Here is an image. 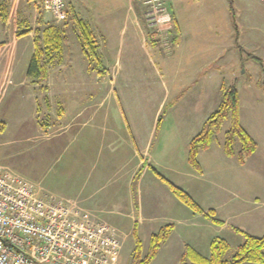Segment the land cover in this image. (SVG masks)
<instances>
[{
  "label": "rangeland",
  "instance_id": "rangeland-1",
  "mask_svg": "<svg viewBox=\"0 0 264 264\" xmlns=\"http://www.w3.org/2000/svg\"><path fill=\"white\" fill-rule=\"evenodd\" d=\"M0 2L8 9L5 12L7 19L19 33L26 29L34 31L39 18L42 20V30L51 27L61 33L62 51L57 54L61 56L50 66V74L55 73L61 66L64 74L74 68L79 72L76 76L84 78L88 64L80 43V38H84V28L91 35L101 60V65L97 64L99 68L95 70L103 75V79L97 81L95 70L90 71L88 68V72H92L89 75L94 80L87 76L86 82L82 83L77 78V83L72 82L71 78L67 79L70 83L61 85L48 83L47 80L42 85H34L27 78V84L16 87H23L21 93L27 91L26 98L21 94L14 101V96L10 98V95L5 100H0V166L35 185L41 183L43 187L57 194L64 190H81L83 181L75 171L82 172L93 168L91 172L94 176L100 175L102 180V193L89 203L91 205L85 206L108 210L102 218L124 234L120 264H130L135 247V228L143 244V256L148 252L152 233H156L165 224H173L175 228L151 264H182L181 258L187 245L208 257L214 238L227 241L228 260L244 242L245 233L256 237L264 234V194L255 182L264 179V101L259 103L261 120L254 125V129L260 132L256 134L259 140L258 143L255 141L257 153H253L251 159H246L242 164L238 161L241 165L246 163V166L242 169L235 167L233 173H230L226 165H213L210 156L202 154L198 161L203 165V177L188 162V141L199 133L201 121H206L211 115L208 114L213 109V103H205L204 108L199 111L200 117H194L189 112L187 114L190 115H185L183 98L172 108L173 111L168 110L165 114L160 110L165 106L163 103H168L165 99L171 89V85L167 86L170 75L174 73L171 79L176 83L180 80L178 73L183 72L180 64L201 61L204 53L209 52L211 56L214 48L222 44L214 34L215 29L221 25L224 15V7L221 6L226 0H181L179 6L182 31L184 29L183 52L179 57L176 56L178 58H171L169 61L163 58L168 56L167 50L171 48L169 40H164L167 38L159 35L157 46L151 43L149 37L156 29L152 20L146 16L143 4L138 0H65L68 10V19L65 22L54 20L43 9L40 0ZM234 2L241 35L240 44L245 45V40L248 43L252 41L253 45L254 41L259 44L260 31L264 28V0ZM31 38L33 41V34ZM224 40L228 42L229 37ZM230 41L232 43V39ZM87 49L90 51L89 46ZM251 53L264 60V50ZM231 55L233 56L232 53ZM166 64H170L168 70L165 68ZM229 69L230 76L238 80L236 85L246 108L244 124H247L250 119L247 111L254 104L251 100L252 93L264 94V72H260V67L254 61H245L244 65H238V57L235 62H230ZM159 71H163L164 77ZM181 87L183 86L180 84L173 85V92L181 90ZM15 90L20 93L18 89ZM49 92L54 94L51 100L46 97ZM97 93L108 94L106 105L96 110L97 116H102L103 121V116L106 117V123L100 125V121L94 118L91 125L79 127L81 119L72 118L80 111H84L82 115H85L98 108L96 105L99 106L101 99ZM90 94L91 99L88 98ZM16 103H23L22 108L13 106ZM184 104L189 105V101ZM123 113L127 116L134 137L140 138L139 147L148 145L146 167L152 166L141 174L137 188L140 213L132 211L127 214L125 205L119 208L110 202L111 192H114L116 186L113 184L123 182V193L129 191L126 180L128 166L123 167L126 161L122 156L117 157L118 152L122 153L120 148L125 145L120 142L123 136L121 124L126 125L125 120L121 123L120 115L124 117ZM163 114L160 127L156 130L159 116ZM22 119H26L32 141H1L17 139L15 130ZM252 119L254 121V117ZM260 123L263 126L261 129ZM6 128L9 131L4 133ZM229 128L230 121L227 120L221 132L214 136L215 147L223 148L225 133ZM100 138L104 140L103 143ZM106 142L118 147L112 148ZM234 148L237 154L241 148L238 140ZM84 156L92 157L93 163H68L69 159L75 160ZM129 163L133 162L127 158V164ZM258 165L261 166L260 175L259 172L257 175L254 173ZM160 176L187 192L202 208L203 213H195L181 202ZM48 195L61 198L52 193ZM95 201L98 204H94ZM210 210H214V213H210ZM117 211L120 214L113 213ZM135 218L140 220L135 222ZM133 219L135 220L132 221ZM213 220H219L221 224H216Z\"/></svg>",
  "mask_w": 264,
  "mask_h": 264
},
{
  "label": "crops",
  "instance_id": "crops-1",
  "mask_svg": "<svg viewBox=\"0 0 264 264\" xmlns=\"http://www.w3.org/2000/svg\"><path fill=\"white\" fill-rule=\"evenodd\" d=\"M167 1L169 3L170 10H171V12L175 18L176 31L172 35L167 37L166 35L164 36V35L159 34L157 32L155 25L152 23L156 29L155 30L156 32L152 33L151 34L152 36L150 35L149 40L151 41V43H153L156 46L159 43V40L157 39V37H159V35L164 37V38H167L164 40H169L171 48L169 50H167L166 54L168 56L163 57L165 60L168 59V61H169L171 58H175L176 56L179 57L180 54H182V52H183L182 48H183V44H184V29L182 31V23H180V21L182 20L181 16H180V6H179L181 4V0H167ZM0 5L5 10V12L8 10L1 2H0ZM222 7H224L223 19L221 20V18H220V20L222 21L221 25L215 29L216 34H214L217 41H221L222 44H220V45L216 46V48H214V51L211 54V56L209 55V52H206L208 54V56H206V53H204L201 61H197L196 63H190V64H188V63L180 64V68L183 67V72L181 71L178 73V76L180 77V80L178 83H176L175 81H173L171 79V77L173 76L174 73H172L170 75V80L167 83V86L171 85V89H169V94L167 93L168 97H167V99H165V101H168V103L167 104L163 103L165 106L162 109L160 108V110H162L161 112H168V110H170V112L173 111L172 108L183 98V100H184L183 101V111H184L185 115L191 114V115H194V117H200L199 116V114H201L199 112V111H201L200 109L204 108L205 103L208 104V102L213 103V109L211 111V113H212L215 111V109L222 102V99H223L222 85L226 84L227 86H230L234 83V80H236L235 79L236 77L233 78L230 76L229 65H230L231 61L232 62L236 61V57H238V65H241V61L239 58V54H237V49L235 48V28H234V24L232 22L231 13H230V6H229L228 0H226V2H224V4L221 6V8ZM7 18H8V16L6 15V20L4 22L0 17V44H1L0 45V100L3 101L7 98L8 95H10L9 96L10 98H12L14 96V99H13V101H14L17 98L21 97V94H22V96H25V98L27 96L26 90L23 89L25 93H21L22 92L21 89L23 87H21V89L16 88V87L18 85H25L28 82V79H27V78H29L28 77V68H29V65H30V62H31V59H32V56L34 53V40L32 41V38H31L33 33L20 36L19 31H16L15 26L13 24H11L10 20ZM152 37H153V40H152ZM225 37H227V38L229 37L228 42H225V40H224ZM231 39H232V43L230 41ZM244 42H245V45H242V44L241 45L244 48H247L248 51L250 50L251 52H255V53H257V52L260 53V50L263 51L264 50V28H261V31H260L259 44L258 43L255 44V41H254V45L251 44L252 41L250 43H248L245 40ZM240 43H241V35H240ZM232 50H234V51L231 52ZM231 53L233 54V56L231 55ZM260 54H262V52ZM58 56H61V55L53 54V56H52L53 61L50 62V64H49L48 77H47L48 83L61 85V84H65L66 82L70 83V81H67V79H71V78L73 79L72 82L78 83V80H77V78H78L79 80L81 79L82 83H83V82L87 81V76L91 77L89 74H91L92 72H90V73L88 72L89 62L87 64V68H86L84 78L83 77L81 78L80 76L77 77L76 75H78L79 72H76V70L74 68H73V71L68 70V72L66 74H64V72H62L61 66H59L58 68L56 67L57 68L56 72L53 74H50V71H49L50 66L53 65V62L55 61L56 58H58ZM22 57H23V61H22ZM178 57H176V58H178ZM169 65H167V64L165 65V68H167V70H168V68H170ZM161 67L163 68V66H161ZM22 70H23V73H22ZM53 70H55V68ZM89 70H90V68H89ZM90 71H92V70H90ZM159 72L162 73L163 75H161V76L164 77L163 71L162 72L159 71ZM260 72H261V69H260ZM95 73H96V77H97L95 79H98L97 81H99V79H103L102 72L95 70ZM244 73H246V70H244ZM17 74H18L19 78L16 76ZM92 80H94V78H92ZM235 82L237 83L238 80H236ZM178 84H180V86H183V87H181V90H177V91L173 92V85L175 86ZM248 85H250V82H248ZM15 89H18V91L20 93H16ZM181 93H183L182 98L175 105L169 107V103L172 100H174ZM53 95L54 94L51 95L49 92L46 97L50 98L49 100H51ZM97 95L100 96V99H101V100H99L100 101L99 106L96 105V107H98V108H94V111H92V112L89 111L88 112L89 114H85V115L84 114L82 115V113L84 111H80V113L78 115H76L75 118H72L73 120L76 118L81 119V122L79 123V125H80L79 127H82V126L87 127L88 125H91L94 118L95 119L97 118L100 121V125L102 123H103V125L106 123V117L103 116L104 117V121H103L102 116H97L96 110L99 109V107H103L106 105V100L108 99V94L104 95V94L100 93V95H99V93H97ZM101 95H103L104 97ZM251 97H252L251 100H252V102H254V104L250 105L251 109L249 111H247L250 115V119L248 120L247 124L246 123L244 124V110L246 108L243 106V100H242V96H241V93L239 90L240 121H241V125L243 126V128L258 143L259 140L257 139L256 134H258L260 132H258L254 129V125H256V123L259 120H261L259 113H262V112H259L261 109L260 108L261 106L259 105V103L261 101H264V94L252 93ZM88 98L89 99L92 98L91 94L88 96ZM169 99H171V100H169ZM186 99H188V100H186ZM34 100L37 101L36 96H34ZM63 100H64V98H63ZM187 101H189V105L184 104V102H187ZM8 102H11V101L9 100ZM10 104H12V103H10ZM10 104L8 103V105H10ZM15 105L17 107L22 108L23 103H19V104L16 103L13 106H15ZM121 107H120V110L123 112V109ZM188 112L190 114H187ZM211 113H209L208 115H210ZM120 117H121V123L124 120L126 122V125L124 123L121 124V127H122L121 129L123 130V136H122V139L120 141V142L124 143L125 145L122 148L119 147L120 149H122V153L118 152L117 157L122 156L123 159L126 161V163L123 164V167L128 166L129 173L127 175L126 180L128 183L129 191L125 194L123 193V182L113 184L116 186L114 187V192H111L112 197L110 199V202H111V204H113L115 206H119V208H121L122 206L125 205L126 206L125 210H126L127 214L131 213L132 211H134V212L139 211V213H140L139 202H137V204H135V202L133 200L132 184H133L134 177L137 175V173L140 170H142V174H143V172L146 170V168L150 169L152 167L151 165L146 167L148 158L147 159H145V158L147 157L146 156V149L148 148V145L145 144L144 146L139 147L140 146V142H139L140 138L137 139L134 137V134L130 128V125L127 122V116L124 114V117L126 119L123 117V115L122 116L120 115ZM253 117H254V121L252 119ZM201 122L202 123H200L199 128H202L205 121H201ZM19 124L20 125L15 130V134H18L17 139H13V138L9 139L8 138L6 140H1V141H3V142H16L17 140L32 141L33 137H31L32 135L29 134V130L26 126V119H22V121L20 120ZM8 126H10V125L8 124ZM259 127H260V129L263 127L262 123H260ZM156 130H157V126H156ZM8 131H9L8 128H6L4 130V133L8 132ZM117 138L119 139V137H117ZM102 140L103 139L100 138L101 142H102ZM190 141H188V143ZM87 142H89V139H87ZM107 145L111 146L112 148L118 147L115 144L109 145L107 143ZM258 149H260L259 144H258ZM86 153H87V151H85V154ZM202 154L209 155L210 160L212 161L213 165H219L220 167H223L226 165L228 167L230 173L234 172L235 167H239L240 169H242L246 166V163L244 165L239 164L237 158L226 156V154L223 151L222 146L215 147L214 141H213V144H212L210 149H208L206 151H201L199 153L198 159L200 158V156ZM127 158H130V161L133 163L127 164ZM248 159H251V157H249ZM70 161H73L74 163H78V164H81V163L86 164L88 162L93 163L92 157H87V156H84L82 158H78L75 160L69 159L68 163ZM201 167H202V174L200 177H203L205 172H204L202 164H201ZM257 167L259 169L258 168L255 169L254 173L257 175V173L259 172L258 175H260L261 174V166L258 165ZM92 169L93 168H90V170H89L87 168L85 171L83 170L82 172H80L78 170L75 171L77 174H79L78 176L83 181L82 188H81V190H78V191L72 192V191H65L64 190L62 193L57 194V193L49 190L47 187H45V186L43 187L41 185V183H36V186L40 189V191L43 195L52 193V194H56V195L61 196V198L63 197L65 199L73 200L74 202H76L79 206H81L85 210L91 212L93 215H95L99 219L104 220L102 218V216L105 213H107L108 210H106L105 208L104 209L92 208L90 206H89V208H87L85 206V204L91 205L89 203L94 198H96V196L100 197V194L102 193L101 192L102 180H100V175L94 176L93 172H91ZM140 180H141V177L138 181L137 188H139ZM255 182L257 183V186L260 187L262 193L264 194V179H260L259 182H257L255 180ZM72 183H73V181H72ZM96 203L98 204V201L94 202V204H96ZM113 213L120 214V212H118V211L113 212ZM125 214L126 213H124V215ZM135 219H133L132 221H134ZM136 220L137 221H135V222H138L140 219H136ZM174 230H175V228H174Z\"/></svg>",
  "mask_w": 264,
  "mask_h": 264
},
{
  "label": "built area",
  "instance_id": "built-area-1",
  "mask_svg": "<svg viewBox=\"0 0 264 264\" xmlns=\"http://www.w3.org/2000/svg\"><path fill=\"white\" fill-rule=\"evenodd\" d=\"M161 35L176 31L167 0H138ZM57 22L65 0H40ZM124 234L75 202L43 195L0 166V264H120Z\"/></svg>",
  "mask_w": 264,
  "mask_h": 264
},
{
  "label": "trees",
  "instance_id": "trees-1",
  "mask_svg": "<svg viewBox=\"0 0 264 264\" xmlns=\"http://www.w3.org/2000/svg\"><path fill=\"white\" fill-rule=\"evenodd\" d=\"M230 6V13L232 22L235 28V48L238 51L241 65L245 61H254L259 65L262 72H264V60L254 55L240 44V32L237 25L235 15V2L228 0ZM0 17L5 22L6 13L0 5ZM42 20L39 18L37 27L34 31L26 29L20 32L19 35H28L33 33L34 53L28 68V77L34 85H42L48 77L49 64L52 60L53 54H60L62 51L61 44L63 39L61 33L51 27L42 30ZM84 38H80V43L84 56L89 62L90 70L98 69L97 64H100V57L96 53V47L93 45L91 35L83 28ZM152 36V35H151ZM153 40V37H152ZM1 45V44H0ZM87 46L90 47L88 51ZM98 67V68H97ZM244 67V66H243ZM223 99L218 108L211 113L208 119L203 124L201 130L195 135L188 144V162L200 174H202V167L198 161V155L201 151H206L211 148L214 141V136L221 132L225 121H230V128L225 133L223 150L226 156H237L238 161L242 164L257 150V143L247 133L240 122V98L239 91L234 82L232 85H222ZM183 96V93L178 95L169 103V107L175 105ZM166 113V112H164ZM158 119L157 129L160 127L161 118ZM241 143V148L236 154L235 142ZM142 170H140L134 177L132 184L133 200L135 204L138 202V181L141 177ZM173 192V194L186 206L193 209L195 213H203L202 208L193 200V198L184 190L167 181L160 176ZM214 213V210H210ZM216 224H221L219 220H213ZM174 230L173 224L163 225L156 233L150 237L148 252L143 256V244L139 237L138 231L134 229L135 247L131 255L130 264H151L158 256L162 245L168 241ZM242 233V231H239ZM245 240L238 246L237 252L231 259H226V254L229 250V245L225 239L214 238L210 245V255L205 257L190 246H185L182 255V264H264V234L261 237H256L245 233Z\"/></svg>",
  "mask_w": 264,
  "mask_h": 264
}]
</instances>
